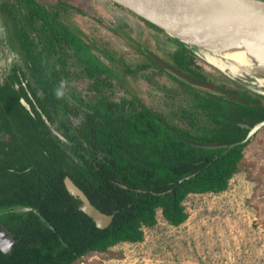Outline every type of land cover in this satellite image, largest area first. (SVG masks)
<instances>
[{
    "label": "trees",
    "instance_id": "trees-1",
    "mask_svg": "<svg viewBox=\"0 0 264 264\" xmlns=\"http://www.w3.org/2000/svg\"><path fill=\"white\" fill-rule=\"evenodd\" d=\"M0 11L11 20L33 76L30 81L14 67L0 81V225L18 239L11 253L0 249V264H73L92 251L140 242L145 228L157 223L158 211L178 226L189 216L185 200L191 193H219L229 187L250 140H245L249 129L264 120V95L176 49L174 69L233 97L176 77L194 89L188 92L195 107L214 124L210 134H193L169 123L138 98H99L84 110L78 125L62 122L65 142L49 125L55 121L53 113L64 108L80 115L81 110L58 94L56 70L46 74L49 58H60L63 42L74 44L90 62L87 71L95 74L96 90L109 70L102 69L89 46L60 22L58 10L40 0H0ZM67 176L95 207L114 213L109 226L98 227L80 208L82 200L65 186Z\"/></svg>",
    "mask_w": 264,
    "mask_h": 264
},
{
    "label": "rangeland",
    "instance_id": "rangeland-1",
    "mask_svg": "<svg viewBox=\"0 0 264 264\" xmlns=\"http://www.w3.org/2000/svg\"><path fill=\"white\" fill-rule=\"evenodd\" d=\"M40 1L58 10L60 22L89 46L102 69L109 70L108 76L101 75L105 82L96 90L95 74L87 71L90 62L74 44L63 42L60 58H49L46 74L56 70L58 94L81 110L80 115L64 108L53 113L55 121L49 125L55 134L64 137L62 122L78 125L84 110L99 98H138L163 113L169 123L197 135L211 133L213 122L195 107L193 94L188 92L194 89L161 70L159 64H150L145 56L149 53L172 65L176 49L167 34L150 28L110 0ZM129 66L137 70L129 72ZM14 67L33 81L12 22L0 11L1 82ZM250 73L264 77V66L253 67ZM183 108L190 112L184 114ZM185 206L189 216L184 223L172 225L158 211V221L145 228L144 240L89 252L73 264H264V126L244 147L229 187L219 193H191Z\"/></svg>",
    "mask_w": 264,
    "mask_h": 264
},
{
    "label": "water",
    "instance_id": "water-1",
    "mask_svg": "<svg viewBox=\"0 0 264 264\" xmlns=\"http://www.w3.org/2000/svg\"><path fill=\"white\" fill-rule=\"evenodd\" d=\"M115 5L125 9L132 16L137 17L150 28L163 32L175 43V49L185 50L186 52L203 59L214 66L225 75L238 81L242 85L254 92L264 95V92L251 87L242 78L264 79L262 76L253 75L250 70L256 66H264V0H110ZM211 23H219L225 29L230 31L238 38L248 52L255 54L259 60L254 64L239 65V68L245 71L241 74L242 78L231 75L224 69L212 63L199 53L198 46L189 44L185 37L186 34L196 33ZM183 38H182V37ZM186 39V40H185ZM148 55L163 69L175 77L198 89L233 98L219 87L207 83L194 82L183 76L171 65L161 62L152 54ZM22 103L30 109V105L21 99ZM264 126V120L253 125L245 140L250 139L261 127ZM204 147H219L223 145H208ZM66 188L74 195L78 196L82 203L80 208L89 214L96 225L101 228L109 226L114 217V213L108 214L95 207L85 193L72 181L70 177H65ZM18 239L5 227H0V249L5 253H11L14 243Z\"/></svg>",
    "mask_w": 264,
    "mask_h": 264
},
{
    "label": "bare ground",
    "instance_id": "bare-ground-1",
    "mask_svg": "<svg viewBox=\"0 0 264 264\" xmlns=\"http://www.w3.org/2000/svg\"><path fill=\"white\" fill-rule=\"evenodd\" d=\"M183 37L188 40L186 42L189 44L197 45L199 52L206 59L238 78H242L241 74L245 73L239 65L250 66L259 60L255 54L246 50L236 36L219 23H211L198 32L186 34ZM245 81L264 92V79Z\"/></svg>",
    "mask_w": 264,
    "mask_h": 264
},
{
    "label": "flooded vegetation",
    "instance_id": "flooded-vegetation-1",
    "mask_svg": "<svg viewBox=\"0 0 264 264\" xmlns=\"http://www.w3.org/2000/svg\"><path fill=\"white\" fill-rule=\"evenodd\" d=\"M146 54H148V53H146ZM57 136H59L58 134H56ZM62 140L63 139H65V140H63V141H65V142H68L67 140H66V138L65 137H62V136H59ZM2 226V224L0 225V227ZM4 226V225H3Z\"/></svg>",
    "mask_w": 264,
    "mask_h": 264
}]
</instances>
